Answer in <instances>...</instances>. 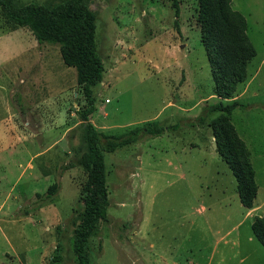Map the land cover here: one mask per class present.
<instances>
[{
    "label": "rangeland",
    "instance_id": "rangeland-1",
    "mask_svg": "<svg viewBox=\"0 0 264 264\" xmlns=\"http://www.w3.org/2000/svg\"><path fill=\"white\" fill-rule=\"evenodd\" d=\"M84 2L103 64L89 121L105 136L153 121L166 128L102 154L109 205L89 240L90 264H264L251 230L264 216V0H229L255 51L231 99L215 95L197 0H177V15L168 0ZM234 101L241 106L229 115L230 142L245 145L254 170L249 209L215 151L208 123L219 112H206ZM85 105L58 48L0 15V264H76L85 174L67 165L84 149ZM52 184L50 198L35 197Z\"/></svg>",
    "mask_w": 264,
    "mask_h": 264
},
{
    "label": "trees",
    "instance_id": "trees-1",
    "mask_svg": "<svg viewBox=\"0 0 264 264\" xmlns=\"http://www.w3.org/2000/svg\"><path fill=\"white\" fill-rule=\"evenodd\" d=\"M177 12V0H168ZM197 23L201 31V43L211 67L215 95L231 99L236 87L246 79L248 62L255 51L245 35L244 18L229 7V0H197ZM0 15L5 25L27 29L38 44L58 48L61 60L76 73V83L85 99L80 120L85 129L84 149L77 163L85 174L82 186L84 194L79 224L74 229L73 253L76 264H90L89 240L95 234L99 221L107 220L109 205L103 153H114L136 143L142 135L160 136L166 128L160 123L146 122L125 133L102 135L89 121L95 110L93 88L102 80L103 64L96 52L94 41L95 16L84 0H61L50 4L31 3L17 7L13 0H0ZM241 105L218 102L207 106L206 112H219L208 126L215 143V151L229 167L235 181L238 199L242 207L249 209L256 195L254 170L249 162V151L242 142L235 148L230 142L229 115ZM198 123L202 124L203 116ZM194 124H189V127ZM169 128L176 129L177 125ZM75 151V150H74ZM77 154L78 152L75 151ZM58 189L57 184L47 187L38 199L50 198ZM257 242L264 248V216L257 217L251 225Z\"/></svg>",
    "mask_w": 264,
    "mask_h": 264
}]
</instances>
